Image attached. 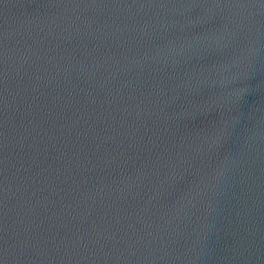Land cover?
Instances as JSON below:
<instances>
[{
    "label": "water",
    "instance_id": "water-1",
    "mask_svg": "<svg viewBox=\"0 0 264 264\" xmlns=\"http://www.w3.org/2000/svg\"><path fill=\"white\" fill-rule=\"evenodd\" d=\"M0 264H264V0H0Z\"/></svg>",
    "mask_w": 264,
    "mask_h": 264
}]
</instances>
